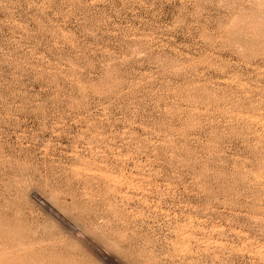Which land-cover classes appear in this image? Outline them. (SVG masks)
I'll list each match as a JSON object with an SVG mask.
<instances>
[{"label": "rangeland", "instance_id": "rangeland-1", "mask_svg": "<svg viewBox=\"0 0 264 264\" xmlns=\"http://www.w3.org/2000/svg\"><path fill=\"white\" fill-rule=\"evenodd\" d=\"M0 264H264V0H0Z\"/></svg>", "mask_w": 264, "mask_h": 264}]
</instances>
